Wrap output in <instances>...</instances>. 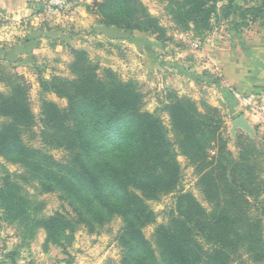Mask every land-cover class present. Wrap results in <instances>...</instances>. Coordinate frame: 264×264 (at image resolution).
Returning <instances> with one entry per match:
<instances>
[{"label": "trees", "instance_id": "trees-1", "mask_svg": "<svg viewBox=\"0 0 264 264\" xmlns=\"http://www.w3.org/2000/svg\"><path fill=\"white\" fill-rule=\"evenodd\" d=\"M237 1L171 0L172 13L180 27L203 36L219 14L225 20L236 12L247 26L261 18L259 7L245 8ZM94 8L106 27L159 37L165 33L143 0H102ZM72 55L70 76L41 78L43 92L67 99V107L44 99L38 119L27 82L16 72L2 77L9 89L0 91V156L24 169L2 178L5 210L24 221L43 207L23 189L36 178L35 188L61 192L72 208L38 221L55 245L71 243L80 226L99 234L120 218L116 240L123 264H263L264 137L239 133L234 155L222 111L207 104L201 108L176 92L157 108L168 112L169 129L157 111L145 108L143 91L134 81L101 66L86 50L73 49ZM37 126L46 146L67 152L65 161L30 144ZM180 155L196 168L211 208L192 192L178 190ZM175 191V209L168 223L156 228L155 247L144 232L157 219L148 201Z\"/></svg>", "mask_w": 264, "mask_h": 264}, {"label": "rangeland", "instance_id": "rangeland-1", "mask_svg": "<svg viewBox=\"0 0 264 264\" xmlns=\"http://www.w3.org/2000/svg\"><path fill=\"white\" fill-rule=\"evenodd\" d=\"M99 1L102 0H29V10L8 18H3L1 14L0 91H7L9 87L2 77L16 72L28 84L37 119L44 99L67 107V99L43 92L41 78L70 76V64L74 60L72 50H86L101 66L112 68L124 80L134 81L143 91L145 108L157 111L169 129L168 112L158 111L157 108L162 103H169L175 92L193 98L201 108L203 104L219 108L226 124L225 136H230V150L237 155L235 140L239 133L248 132L237 128L233 134V121L246 115V112L233 102V91L225 86L220 72L211 69L209 58L202 52L214 44V40L221 38L222 33L228 34L231 30L244 32L249 28L242 22V16L237 17L236 12L235 16L225 20L220 14L214 16L212 29L204 31L203 36L196 34L194 29L177 24L171 0H143L165 28V33L159 37L158 34L102 25L94 8V3ZM237 3L245 8L259 7L264 20L262 0H238ZM255 115L259 116V120L252 122L255 133L251 136L263 140L264 118ZM34 131L37 135L30 140L31 145L47 152L57 162L67 159L65 150L51 148L42 142L39 126ZM170 137H174L173 133ZM26 141L29 140L26 138ZM179 162L182 180L178 190L192 192L205 207L211 208L198 184L196 168L183 155L179 156ZM23 171L19 164L0 156V185L6 174ZM34 185L39 187L36 178L30 184H23L25 194L31 200L44 204L31 214L29 220L19 221L5 210L0 201V264H123V248L116 240L122 227L120 218L113 219L99 234L80 226L71 243L59 246L48 242L46 230L38 223L40 218L55 211H72V208L61 198V192L42 193ZM177 194L178 191H175L148 201L157 219L147 225L144 232L155 247L154 232L160 224L168 223L171 209H175Z\"/></svg>", "mask_w": 264, "mask_h": 264}, {"label": "crops", "instance_id": "crops-1", "mask_svg": "<svg viewBox=\"0 0 264 264\" xmlns=\"http://www.w3.org/2000/svg\"><path fill=\"white\" fill-rule=\"evenodd\" d=\"M28 2L29 0H0V15L8 18L29 10ZM221 35L202 54L209 58L211 69L220 72L225 86L233 91V102L240 108L234 97L235 93L264 94V20L261 16L259 20L251 22L244 32L231 30L228 34ZM17 51L19 52V48ZM245 116L250 124L259 120V116L251 112H247Z\"/></svg>", "mask_w": 264, "mask_h": 264}, {"label": "built area", "instance_id": "built-area-1", "mask_svg": "<svg viewBox=\"0 0 264 264\" xmlns=\"http://www.w3.org/2000/svg\"><path fill=\"white\" fill-rule=\"evenodd\" d=\"M234 97L240 108L246 113L251 112L264 118V94H241L235 93Z\"/></svg>", "mask_w": 264, "mask_h": 264}, {"label": "water", "instance_id": "water-1", "mask_svg": "<svg viewBox=\"0 0 264 264\" xmlns=\"http://www.w3.org/2000/svg\"><path fill=\"white\" fill-rule=\"evenodd\" d=\"M237 128H242L246 132H248L250 135H254L255 130L253 126L250 124L248 121L247 117L245 115L239 116L237 119L233 121V128H232V133H236Z\"/></svg>", "mask_w": 264, "mask_h": 264}]
</instances>
